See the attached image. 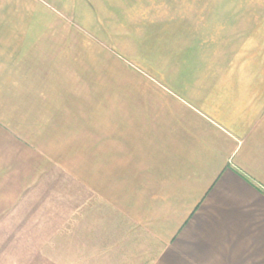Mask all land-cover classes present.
<instances>
[{"label":"crops","instance_id":"crops-1","mask_svg":"<svg viewBox=\"0 0 264 264\" xmlns=\"http://www.w3.org/2000/svg\"><path fill=\"white\" fill-rule=\"evenodd\" d=\"M171 8L169 86L102 113L51 6L0 0V264H264V0Z\"/></svg>","mask_w":264,"mask_h":264},{"label":"rangeland","instance_id":"rangeland-1","mask_svg":"<svg viewBox=\"0 0 264 264\" xmlns=\"http://www.w3.org/2000/svg\"><path fill=\"white\" fill-rule=\"evenodd\" d=\"M39 1L51 6V47L66 49L69 59L75 50L76 59L68 65L77 68L81 64L84 70L77 73L99 82L98 110L102 113L111 97L128 90L124 87L128 83L134 86L137 80L157 79L169 86L165 50L170 49L172 0ZM38 8L36 15H41L43 9ZM155 89L149 84L130 90L144 95Z\"/></svg>","mask_w":264,"mask_h":264}]
</instances>
